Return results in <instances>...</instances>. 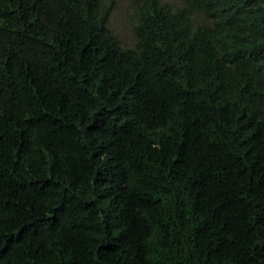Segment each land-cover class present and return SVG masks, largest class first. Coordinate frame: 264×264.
I'll return each instance as SVG.
<instances>
[{"label": "trees", "instance_id": "1", "mask_svg": "<svg viewBox=\"0 0 264 264\" xmlns=\"http://www.w3.org/2000/svg\"><path fill=\"white\" fill-rule=\"evenodd\" d=\"M186 2L0 0V264H264V0Z\"/></svg>", "mask_w": 264, "mask_h": 264}, {"label": "rangeland", "instance_id": "2", "mask_svg": "<svg viewBox=\"0 0 264 264\" xmlns=\"http://www.w3.org/2000/svg\"><path fill=\"white\" fill-rule=\"evenodd\" d=\"M142 0H102L105 8H109V26L125 47H133L137 41L135 25L140 19V3ZM172 10L188 9L186 0H161ZM192 20L195 25L209 23L212 19L204 10H193Z\"/></svg>", "mask_w": 264, "mask_h": 264}]
</instances>
